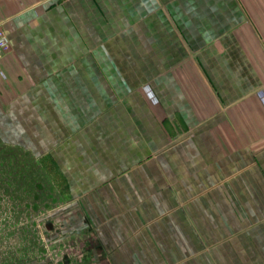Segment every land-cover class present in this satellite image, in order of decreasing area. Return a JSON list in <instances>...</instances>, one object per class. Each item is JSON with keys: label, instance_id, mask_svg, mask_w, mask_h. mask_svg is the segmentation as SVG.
Wrapping results in <instances>:
<instances>
[{"label": "crops", "instance_id": "0c3cea01", "mask_svg": "<svg viewBox=\"0 0 264 264\" xmlns=\"http://www.w3.org/2000/svg\"><path fill=\"white\" fill-rule=\"evenodd\" d=\"M0 24V140L52 158L107 264H264V0H0Z\"/></svg>", "mask_w": 264, "mask_h": 264}, {"label": "rangeland", "instance_id": "374dc122", "mask_svg": "<svg viewBox=\"0 0 264 264\" xmlns=\"http://www.w3.org/2000/svg\"><path fill=\"white\" fill-rule=\"evenodd\" d=\"M97 239L52 158L0 140V264H107Z\"/></svg>", "mask_w": 264, "mask_h": 264}, {"label": "built area", "instance_id": "2783aa9c", "mask_svg": "<svg viewBox=\"0 0 264 264\" xmlns=\"http://www.w3.org/2000/svg\"><path fill=\"white\" fill-rule=\"evenodd\" d=\"M10 50V43L7 39L5 29L0 24V55Z\"/></svg>", "mask_w": 264, "mask_h": 264}]
</instances>
